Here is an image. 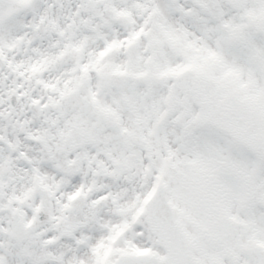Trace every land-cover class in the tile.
I'll return each instance as SVG.
<instances>
[{"label":"snow or ice","instance_id":"obj_1","mask_svg":"<svg viewBox=\"0 0 264 264\" xmlns=\"http://www.w3.org/2000/svg\"><path fill=\"white\" fill-rule=\"evenodd\" d=\"M0 264H264V0H0Z\"/></svg>","mask_w":264,"mask_h":264}]
</instances>
